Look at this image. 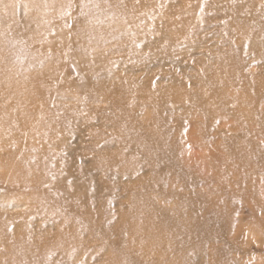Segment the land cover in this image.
<instances>
[{"label": "rangeland", "instance_id": "1", "mask_svg": "<svg viewBox=\"0 0 264 264\" xmlns=\"http://www.w3.org/2000/svg\"><path fill=\"white\" fill-rule=\"evenodd\" d=\"M0 264H264V0H0Z\"/></svg>", "mask_w": 264, "mask_h": 264}]
</instances>
